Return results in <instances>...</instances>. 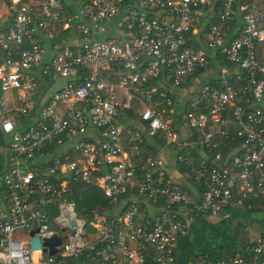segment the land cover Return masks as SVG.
I'll list each match as a JSON object with an SVG mask.
<instances>
[{
	"label": "built area",
	"instance_id": "2783aa9c",
	"mask_svg": "<svg viewBox=\"0 0 264 264\" xmlns=\"http://www.w3.org/2000/svg\"><path fill=\"white\" fill-rule=\"evenodd\" d=\"M213 1L0 0V91L19 94L15 106L0 99V264H177L194 218L229 220L236 199L264 207V63L255 53L264 9L222 0L206 44L224 57L220 79L198 82L214 63L187 38ZM238 14L239 36L227 42ZM45 32L81 41L47 63ZM108 72L119 74L117 85ZM39 75L65 80L42 104ZM183 91L192 97L178 126ZM134 103L137 117L126 125L121 117ZM148 140L175 150L182 182L168 178L162 149ZM100 166L97 186L110 204L127 196L111 217L80 211L72 198ZM34 230L39 250H31ZM55 237L61 243L50 255ZM195 264H264V237L249 238L245 255Z\"/></svg>",
	"mask_w": 264,
	"mask_h": 264
},
{
	"label": "crops",
	"instance_id": "0c3cea01",
	"mask_svg": "<svg viewBox=\"0 0 264 264\" xmlns=\"http://www.w3.org/2000/svg\"><path fill=\"white\" fill-rule=\"evenodd\" d=\"M240 4H253L259 8L264 9V0H238ZM222 0H214L213 3L203 10L202 16L198 18L197 24L193 32L187 38V45L195 52H202L209 56V60L213 61V65L209 67L204 73L199 75L198 82H217L220 79L219 69L223 65L220 60L224 57L218 51H209L206 49L208 39V24L213 21L221 11ZM6 9L0 2V19L6 16ZM241 29V17L238 14L231 19L230 23L225 29V40L231 42L239 36ZM43 45V60L49 63L59 50L64 46H75L80 43L81 39L76 34L70 32H45L41 35ZM256 59L259 63H264V42L258 43L255 46ZM107 81L112 85H117L120 82L119 74L116 72H108ZM110 75V76H109ZM109 76V77H108ZM39 88L36 94L37 103L42 104L44 100L54 90L57 91L63 83L54 76H38ZM65 81V80H63ZM199 86V84H197ZM195 90V89H194ZM190 91L178 92L176 94V113L175 116L179 119L184 112V102L188 100L191 95ZM120 100H123V94L118 91ZM192 97V96H191ZM190 97V98H191ZM0 99L7 105L15 106L19 101V94L16 90L0 91ZM124 116L126 114H123ZM122 115V117H123ZM121 117V118H122ZM125 124L126 119H121ZM182 121L178 126H181ZM185 136V133H182ZM187 138V137H186ZM185 138V139H186ZM148 148L151 150H160L167 162L168 178L174 182H182L180 172L176 169V153L172 148H163L159 142L148 140ZM65 146V145H64ZM63 146V147H64ZM65 148L57 149L62 152ZM123 151L129 156L130 160H135L134 154L130 150V139L124 137ZM191 193L194 194L195 187L191 186ZM1 200V197H0ZM2 201V200H1ZM7 206V204H4ZM230 219L222 220L221 218L212 217H196L189 225L188 233L181 238L176 248L177 264H195L201 258L210 257V254L220 253L222 258L226 255H233L240 253L246 247L247 241L251 237L264 236V224L259 220H263L261 216L252 215L249 213L247 207L239 200H235L230 206ZM185 216V215H183ZM233 253V254H232ZM212 259H222V258Z\"/></svg>",
	"mask_w": 264,
	"mask_h": 264
},
{
	"label": "trees",
	"instance_id": "16d2710c",
	"mask_svg": "<svg viewBox=\"0 0 264 264\" xmlns=\"http://www.w3.org/2000/svg\"><path fill=\"white\" fill-rule=\"evenodd\" d=\"M210 66H211L210 63L207 64L204 68L199 70V72L197 73L196 76L198 77L199 75L204 73L207 69H209ZM135 112H136V104L134 103L132 109L124 112V114H126V115L125 116L123 115V117H122V120H124V118L126 119V123H125L126 125L129 124L128 119H131V118L135 119L137 117ZM181 121H182V119H178L176 121L177 125L180 124ZM102 174H103V168L100 166L99 171L92 175L89 185L85 186L81 182L76 183L75 184L76 189H75V192H74V195L72 196V198L76 202L77 209L80 211L82 209H85L86 212H89L90 210H97L99 213L106 214L107 216L111 217V215L113 214V210H115L118 206H120L122 201L127 199V198H125L127 196L123 197L122 200H118L117 202H115L114 205L110 204V200H108L106 197H104L101 190L97 186V180ZM80 211H79V213H80ZM248 211L252 215L261 216L263 218V220L258 219V221L261 224H264V207L262 205H259L256 203L253 206V208L248 210ZM246 248H247V244H246V247L244 248V250H242V252H240V254L245 255ZM234 254H236V253H234ZM210 257L211 258H216V257L220 258L221 254L213 252L210 254Z\"/></svg>",
	"mask_w": 264,
	"mask_h": 264
},
{
	"label": "water",
	"instance_id": "95a60500",
	"mask_svg": "<svg viewBox=\"0 0 264 264\" xmlns=\"http://www.w3.org/2000/svg\"><path fill=\"white\" fill-rule=\"evenodd\" d=\"M37 232H38V230L31 231L30 232V235L33 237L35 235V233H37ZM51 241L53 243V246L50 247V255H53L56 252L55 247L58 246V245H60L61 242H60V239L57 238V237H55ZM49 243H50V240L49 241H46L44 243V245L49 244ZM30 246H31V250H39L41 248L40 240L33 237L32 240H31V242H30Z\"/></svg>",
	"mask_w": 264,
	"mask_h": 264
},
{
	"label": "rangeland",
	"instance_id": "374dc122",
	"mask_svg": "<svg viewBox=\"0 0 264 264\" xmlns=\"http://www.w3.org/2000/svg\"><path fill=\"white\" fill-rule=\"evenodd\" d=\"M54 77H55L56 79H59V81H61L63 84L65 83V81H63V79L59 78L57 75H54Z\"/></svg>",
	"mask_w": 264,
	"mask_h": 264
}]
</instances>
